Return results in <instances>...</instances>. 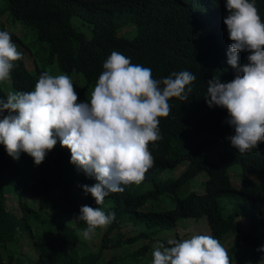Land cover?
I'll use <instances>...</instances> for the list:
<instances>
[{"label": "trees", "instance_id": "trees-1", "mask_svg": "<svg viewBox=\"0 0 264 264\" xmlns=\"http://www.w3.org/2000/svg\"><path fill=\"white\" fill-rule=\"evenodd\" d=\"M256 7L264 20V0H256ZM0 12L21 25V36L29 37L34 48L25 46L32 70L24 54L14 62L10 80L15 92L33 91L46 67L55 65L58 72L74 77L73 82L78 80L72 74L83 78L75 88L77 102L90 101L103 63L113 51L150 68L153 79L185 70L196 76L188 100L171 98L169 116L159 118L161 139L148 146L154 166L143 181L122 185V192L109 194L101 205L83 191L95 179L70 163L71 154L59 140L38 166L23 152L14 161L0 145V261L152 264L153 244L162 233L176 229L179 221L201 217L217 240L237 234L232 252H240L244 242L259 246L255 235L264 229V142L240 154L230 143L235 132L227 123V110L206 103L207 81L234 79L227 64L231 41L223 23L225 0H4ZM0 31L5 29L0 26ZM130 34L132 39L123 36ZM11 38L19 43L15 35ZM250 54L237 53L238 62L247 63ZM6 98L0 83V99ZM209 133L217 134L225 148L214 161L203 154ZM180 163L186 166L177 177L162 176ZM234 166L240 167L239 188L230 183ZM200 173L207 180L197 194L189 187ZM9 196L15 208L8 206ZM85 205L115 213V220L107 228H97L89 240L81 234L86 223L71 222ZM237 218L246 221L245 229L235 226ZM24 242L30 253L22 252ZM104 252L111 253L107 260Z\"/></svg>", "mask_w": 264, "mask_h": 264}, {"label": "clouds", "instance_id": "clouds-1", "mask_svg": "<svg viewBox=\"0 0 264 264\" xmlns=\"http://www.w3.org/2000/svg\"><path fill=\"white\" fill-rule=\"evenodd\" d=\"M225 8L223 23L231 41L227 64L234 79L207 81L206 103L227 110V123L235 132L229 137L231 146L244 154L264 142V20L256 0H225ZM240 52L251 53L247 63L238 62ZM22 58L11 34L0 31V82L10 78L14 62ZM103 69L87 102H77L68 75L47 71L33 91H10L6 100L0 99V145L8 156L15 161L23 152L38 166L59 140L70 151V163L95 179L83 191L96 205L122 192V185L143 181L154 166L148 146L161 139L159 118L169 116L171 98L188 100L189 86L196 80L186 70L153 79L150 68L133 64L118 51L110 54ZM79 211L71 222L86 223L81 233L85 240L115 220V213L106 214L99 207L85 205ZM167 244H156L152 264H231L228 251L211 235L169 239ZM257 251L264 252V246Z\"/></svg>", "mask_w": 264, "mask_h": 264}, {"label": "rangeland", "instance_id": "rangeland-1", "mask_svg": "<svg viewBox=\"0 0 264 264\" xmlns=\"http://www.w3.org/2000/svg\"><path fill=\"white\" fill-rule=\"evenodd\" d=\"M3 2H4V0H0V10H2ZM0 26H2L5 29V31H8L10 34L15 35L18 38L19 43L23 44V45H21L18 42H14L17 45L18 49L20 51L24 52L23 54H24L25 65L29 62H32V64H33V60H32V58L29 57V54L26 51L25 46L28 47L29 50H31V51H34V48L32 46H30V44H29V42H30L29 37L25 38V37H23V34L21 36V32H22L21 25L18 22L13 21L8 13H6V12L1 13L0 12ZM118 35H122V34L119 32ZM123 36H125L128 39H132L134 37L133 34L123 35ZM32 64L30 63V65H28V64L26 65L27 69L29 71L33 69V66L31 67ZM37 64H38V67H41L39 62H37ZM46 71L49 72V74L54 75V76L62 74V73L57 71L55 65L50 66V67H46ZM72 75L77 76V80H78L75 82L72 81L74 84V87L75 88L80 87L83 84V78L81 76L76 75V74H72ZM69 77L71 79L74 78L72 76H69ZM0 83H1V86H2L6 95H8V93L10 91L15 92L11 87L10 78L8 80H6L4 82H0ZM218 140H219L218 135L215 133H209L206 136V141L209 144H207V146L205 148H203V154L205 155V157L207 158L208 161L216 160L218 153L225 151V148L219 143ZM65 152L67 153V155H70V151L67 148L65 149ZM185 166H186L185 163H180L173 170H164L162 172V176L163 177H173V178L177 177L184 170ZM239 172H240L239 166H234L230 170V174H231L230 183H231V186L233 188H239V186H240L239 179L237 178V174H239ZM206 180H207V176L205 173L198 174L190 182L191 186L189 187V191H194L197 194H201L202 193L201 184H202V182H205ZM7 204L10 208L16 207L15 200H13V198H11L10 196L7 199ZM234 223L238 229H245V226L247 224L243 218L235 219ZM194 235H210V231H209V228L207 226V222H206L205 217H201L198 220L186 219L183 221H179L176 229L170 230V231H165L164 233H162L160 235L161 239H159L158 242L153 244V248L156 246L157 243H161V244L164 243L168 247L167 241L169 239H176L177 240V238L179 236H182L183 239H188ZM255 236H256V238H258V240L260 242L259 246L249 245L246 242H244V243H241L240 252H238V253H234L231 251L232 246L234 244V241L237 237L236 233H228L219 240L220 243L228 251L229 257L231 259V264H264V262H261L262 260H264V252L257 251V249L264 246V229L262 231V235L260 232L259 234L255 235ZM138 244L140 246L143 244V242H139ZM22 252H28V253L31 252V249L29 247H27L25 242L22 244ZM110 254L111 253H109V252H104L105 260H107L110 257ZM3 261L5 262V259H3ZM143 263L145 264V262H143ZM0 264H4V263L2 261H0Z\"/></svg>", "mask_w": 264, "mask_h": 264}]
</instances>
